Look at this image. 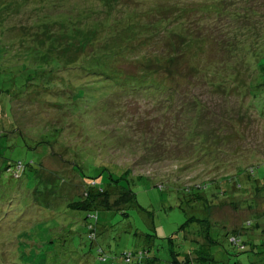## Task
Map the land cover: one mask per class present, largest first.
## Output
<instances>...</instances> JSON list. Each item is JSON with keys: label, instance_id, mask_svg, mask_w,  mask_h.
<instances>
[{"label": "rangeland", "instance_id": "obj_1", "mask_svg": "<svg viewBox=\"0 0 264 264\" xmlns=\"http://www.w3.org/2000/svg\"><path fill=\"white\" fill-rule=\"evenodd\" d=\"M100 188L136 202L69 207ZM195 240L264 258V0H0V264H176Z\"/></svg>", "mask_w": 264, "mask_h": 264}, {"label": "trees", "instance_id": "obj_2", "mask_svg": "<svg viewBox=\"0 0 264 264\" xmlns=\"http://www.w3.org/2000/svg\"><path fill=\"white\" fill-rule=\"evenodd\" d=\"M10 169H8L7 172L20 175L24 171V163L23 162H15L14 164H9ZM20 166V167H19ZM94 185V184H93ZM95 186V185H94ZM93 186V187H94ZM89 189L91 190L90 186ZM86 191L84 193V198L82 201L79 202H72L69 204V207H71L74 210H86V211H97L99 209H106V210H124L125 207H123L126 204L136 202L135 195L133 192L128 189H121L116 194H111L107 190L104 189H98L95 191ZM124 208V209H123ZM124 216H127V213H122ZM250 224L249 222L247 223ZM91 229V227L89 226ZM207 236V235H206ZM240 236V235H239ZM90 239V236H89ZM197 243V249L193 252H189L188 254H185L183 258H180V255H177L173 258L174 263L176 264H213V257L209 254V252L205 251V245L200 244L195 240ZM229 242L233 245L240 247V241L237 234H232L231 238L229 239ZM239 244V245H238ZM242 247V246H241ZM174 253V252H173ZM132 256L127 254L124 256V259H130ZM140 264H143V262H139ZM156 263V262H154ZM234 264H242V263H234ZM249 264H264V258H261L259 261L255 263H249Z\"/></svg>", "mask_w": 264, "mask_h": 264}]
</instances>
